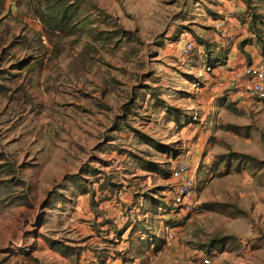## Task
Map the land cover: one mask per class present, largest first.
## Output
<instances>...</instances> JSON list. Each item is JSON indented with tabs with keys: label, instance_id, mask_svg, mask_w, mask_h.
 Returning <instances> with one entry per match:
<instances>
[{
	"label": "rangeland",
	"instance_id": "rangeland-1",
	"mask_svg": "<svg viewBox=\"0 0 264 264\" xmlns=\"http://www.w3.org/2000/svg\"><path fill=\"white\" fill-rule=\"evenodd\" d=\"M226 4L0 3V264H264V102L234 83L264 49L247 30L208 69L203 44L233 47L214 28ZM177 159L197 188L181 202ZM118 186L140 216L127 239L114 236L115 208L100 207ZM146 193L177 208L136 202Z\"/></svg>",
	"mask_w": 264,
	"mask_h": 264
},
{
	"label": "built area",
	"instance_id": "built-area-1",
	"mask_svg": "<svg viewBox=\"0 0 264 264\" xmlns=\"http://www.w3.org/2000/svg\"><path fill=\"white\" fill-rule=\"evenodd\" d=\"M216 29L218 32L224 33V23H218ZM223 37L228 43L235 42V36L223 35ZM193 46V42L187 43L182 48V55H187ZM234 83L236 85L235 88L246 91L249 97L256 99L259 102H264V60L258 64H245L241 69L236 70L234 72ZM123 161L124 159L121 157H114L112 159L113 165L118 168L122 166ZM190 173L191 170L187 160L177 159L172 167L171 177L175 181L173 192L175 200L178 202L184 201L187 198H193L196 195L197 188L195 180ZM125 194L126 189L124 187H120V189L116 191L114 197L117 201L116 224L121 229H124V236L127 239V235L130 234L133 228L132 225L137 223L138 220L136 217H129V212L125 209L123 202H121L125 197ZM72 222H75L74 218L72 219ZM142 235L143 234H140L139 238H141ZM203 264H211V262L209 259L204 258Z\"/></svg>",
	"mask_w": 264,
	"mask_h": 264
},
{
	"label": "trees",
	"instance_id": "trees-1",
	"mask_svg": "<svg viewBox=\"0 0 264 264\" xmlns=\"http://www.w3.org/2000/svg\"><path fill=\"white\" fill-rule=\"evenodd\" d=\"M48 2V0H46ZM264 3V0H260V2ZM4 0H0V3L3 4ZM246 6H247V10H246V14L248 13L249 18L251 20L250 25H249V31L251 34L255 35L257 40H261L263 43V49H264V35L262 33L263 29H264V13L262 12H257L256 11V5L254 6L255 9H253L254 7H252V4H254L253 0H245ZM255 4H258L259 6V2H255ZM245 22V21H244ZM249 42H253L252 38L249 39H244L241 41L240 43V48H242V50L244 49V47H246L248 45ZM205 49H206V53H205V59H206V64L208 65V68L214 69L218 64L216 62H218L219 60L222 62H227L228 60V56L229 54L227 53L228 51L223 49L222 51H220V53H218L219 55H215L210 47H208V45L206 46V44H203ZM221 48H223L222 46H220ZM219 47V48H220ZM222 58V59H221ZM224 59V60H223ZM249 64H253V63H249ZM172 170V169H171ZM172 172V171H171ZM122 187V186H121ZM120 188V186H118L115 190H113L115 193L116 190H118ZM165 190V189H164ZM160 195H158V193L156 194L157 196H159V199H152L149 194H145V195H138V198L140 197H150V202L151 200H153V204L156 206V208H160L161 210L164 209L165 212L167 211H171L172 209H176L177 206H174V203L172 201H170L165 195L159 193ZM108 198V197H107ZM107 200V199H105ZM143 231L141 232L142 237L140 238L142 241L147 242L148 244L152 245V246H156V249H158L160 247V243L162 241V238L160 236H157L154 232L155 231H151V230H147V228L142 227ZM123 234H124V230L123 231H116V234L114 235L116 238L121 239L123 238ZM135 234V228H132L129 237L131 235Z\"/></svg>",
	"mask_w": 264,
	"mask_h": 264
},
{
	"label": "crops",
	"instance_id": "crops-1",
	"mask_svg": "<svg viewBox=\"0 0 264 264\" xmlns=\"http://www.w3.org/2000/svg\"><path fill=\"white\" fill-rule=\"evenodd\" d=\"M223 1H225L227 3L225 5L226 6L225 9L226 10H230V11H228L227 13H225V16H223V19H218V20H216L214 22V28L216 29L218 23L223 22L224 23V34L223 35H225L226 33H228L227 36H235L236 35V36L239 37L238 39L246 36L247 33H248L247 30H249V24H250V18L249 17L247 18L248 15L246 14L247 6L243 3L242 0H237V1L236 0H230V1L229 0H223ZM242 19H243V21H245L244 24L243 23L241 24V20ZM217 34L220 35L219 32H217ZM236 42H237V40L235 38V42L233 43V47L229 51V57L232 56V54L236 52V48H237L236 47V44H237ZM255 56H256V54H255ZM262 60H263V58L261 59V61ZM261 61H258V62L254 61L252 63L253 64H258ZM115 193H110L109 192L107 194V197H108L107 200L103 201L100 204V207L102 208L104 206V208L107 211L109 210V208H112V207L115 208L116 211H115L114 219H115V224H116V213H117V207H116V205H117V201L115 200V197H114L115 196ZM128 195L129 194L126 192L125 197L122 199L121 202H123V205L125 206V209L127 211L130 209V211H131L130 213H135L136 212V214H137V212H139V211L136 210L134 207H131L130 205H128V207H126V205L128 203L127 202ZM142 198L143 197H140L139 198V201H136V202H139L140 203V201L142 200ZM134 215H132L133 218L135 217ZM139 217L140 216L137 215L136 216V219L137 220H140ZM91 218H92V223H94V219H93L94 216L92 215ZM100 220H101V218L98 217V219L95 222H100ZM102 224H103V222H102ZM117 227H119V226L117 225ZM123 238L126 239V237L124 236V234H123Z\"/></svg>",
	"mask_w": 264,
	"mask_h": 264
}]
</instances>
